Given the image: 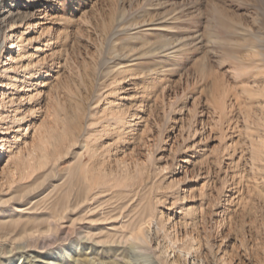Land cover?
Instances as JSON below:
<instances>
[{"label": "rangeland", "instance_id": "rangeland-1", "mask_svg": "<svg viewBox=\"0 0 264 264\" xmlns=\"http://www.w3.org/2000/svg\"><path fill=\"white\" fill-rule=\"evenodd\" d=\"M46 10L44 25L30 32L34 46L37 38L51 45L29 121L46 133L39 139L31 130L18 143L25 155H51L48 174L20 178L13 168L21 163L3 172L0 149V196L10 199L0 205V219L12 214L53 238L46 247L0 246V264H264V0H51ZM4 35L0 24V90L9 83L1 71ZM147 50L138 61L150 72V96L138 116L149 119L151 132L145 143L132 138L142 127L137 119L140 125L127 129L129 137L97 172L103 161L89 160L83 144L107 108L109 77ZM120 91L107 98L130 100L133 89ZM127 172L135 185L121 179ZM36 174L42 177L33 183ZM151 186L155 199L147 202ZM85 194L84 218L70 213V240L58 239L48 221ZM16 206L26 207L22 215L13 213ZM142 216L149 253L115 252L112 243L130 236ZM166 217L173 226L166 225L164 237L155 224L163 227ZM183 242L199 259L178 257L173 248Z\"/></svg>", "mask_w": 264, "mask_h": 264}, {"label": "bare ground", "instance_id": "bare-ground-1", "mask_svg": "<svg viewBox=\"0 0 264 264\" xmlns=\"http://www.w3.org/2000/svg\"><path fill=\"white\" fill-rule=\"evenodd\" d=\"M50 1L51 0H2L0 2V24L5 27V35L1 47V54L5 59H3V68L1 71L4 70L9 73L7 76V80H9V83L6 85L7 88H5V90H0V149L4 151L3 153H6V160L2 165V171L5 172V169L11 168V164L17 165L21 163L19 164L20 166L13 168V173H16L20 178L31 177L37 171L44 172L43 177L46 176L48 172L45 173V165L51 157L46 151L43 154H40L39 157H32L34 154L31 152H28V154L25 155L24 152L27 147L25 145H19L21 142L18 143L23 137L27 136V133L31 130H34L33 134L37 132L39 139L43 138V134L46 133L44 128L38 131L35 127L32 128L29 121L37 112L35 110V105L37 98L41 93L39 88L44 85L42 78L45 76L44 60L48 55L46 53L51 45V39L46 40L43 38H37V41L40 43L39 45L34 46V37L30 35V32L36 33L38 32L36 30L37 27L41 28V26L44 25L42 20L45 19L48 14L46 9ZM12 39L15 40L13 41ZM27 48H31L35 52H31L30 50H27ZM173 48L175 47L173 46ZM14 50H16V55L13 53ZM37 52H42L44 56L38 58V56H35ZM148 52L149 50L134 54V57L131 59L133 63L129 68L113 72L109 77L110 87L105 94L107 108L104 114L101 117L99 116L95 123H93L94 126L98 125V128L91 130L90 134L86 136L83 144L89 160L97 158L99 161H103L97 167V172L102 170L107 153H111L112 150H118L120 148V143L124 142L126 138L129 137L127 136V129H133L131 128L132 126L140 125V122H138L137 119L141 118L142 127L136 131V133H131L132 138H137L140 143H145V138L151 132V128L148 126L149 119L138 116V111L146 112V109L144 108L145 105L147 106L150 96V89H148L149 85L146 84L150 72L143 68L141 62L138 61ZM133 60H135V62ZM120 76H122L123 79L125 77H130L127 80L129 81L127 86H120V82L123 81L122 78L120 79ZM130 89H133V94L131 95L130 100H126L128 95H125V100H119L117 98L112 100L107 98L109 93L113 91L121 90L120 93H125ZM150 107L151 106L148 105L147 108L150 109ZM38 109L39 108H37V110ZM24 123H26V125H22ZM9 132L12 134L11 138H8ZM13 144L17 145L15 146V151L11 149V147H14ZM0 153H2V151ZM84 159L85 157L82 153L77 154V162L79 164H81ZM118 162H120V160H118ZM138 170L140 177L141 169L138 168ZM103 175L104 177H107V175ZM41 177L42 175H34L32 182L37 183L38 179ZM126 178H129L132 181V184L135 185L136 181L134 174L127 172L124 177H121V179ZM114 179L119 183L121 182L116 178ZM133 185L130 186L133 187ZM135 194L136 196L137 194L143 196V193H139L138 189ZM152 198L155 199V195L153 193V187L151 186V190L145 195V199L149 202ZM134 199L137 198H133V201ZM9 200L10 199L2 198V196H0V205L9 203ZM88 202H90L89 197L87 198V195L85 194L71 200L69 199L67 204L65 203L62 205L65 206V208L55 211V218L48 221L49 230L54 229L55 237L58 236V239L62 241L70 240L71 228L68 225H65V223L69 222L68 224L71 226L74 224V219L69 216L70 213H75V215L78 214V219H83L84 212L81 214L79 212L85 205H88ZM25 209L26 207L16 206L14 207L13 213L15 215H22L21 212ZM177 213H180V211ZM145 217L146 216H142L138 220L136 226L131 230L130 236L126 237L123 235L120 237V240L112 243V246L116 248L115 252H122L125 250L132 253H149L148 251L151 250V247L142 246L143 244L148 245V242L151 243V240H148L146 236H144L145 223L147 221L145 220ZM4 218L5 216H2L0 219V246H2V249H4L3 246L7 245L13 247V244H16L15 242L20 243L21 241H25V244H23L22 247H29L33 244L38 247H46L51 243L48 242V240L53 238L51 236L52 234H45L41 228L34 226L28 227L26 224L15 221L13 218L18 219V217L12 214L9 217L6 216V219ZM60 221L63 222V224H60ZM188 223L190 224L192 222L189 221ZM158 224L160 223L155 224L156 229L158 230L162 228L161 231L164 237L166 225H168L167 227L169 229L173 226L170 223L169 217L162 220V224L165 227H160ZM19 226H21V228H19ZM15 234L17 235L15 236ZM79 241L86 242L88 239L86 237H79ZM173 241L172 239L169 240L170 247H173ZM175 241L178 242L177 239H175ZM94 245L100 246L97 242H94ZM18 247H16V249ZM175 249L178 257L182 256L186 261L188 258H192L191 260L199 259L196 253L198 250L194 247H188L184 242L182 245L173 248V251H175ZM9 253L11 254L10 256L14 257L17 250L11 249V252ZM177 255L173 253V257L170 258L172 259V262L176 261ZM155 257L162 263L167 260V258L152 255L154 260ZM2 264H10V262L9 260L7 262L3 261ZM78 264L89 263L79 262ZM91 264L94 263L92 262Z\"/></svg>", "mask_w": 264, "mask_h": 264}]
</instances>
